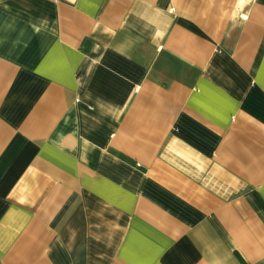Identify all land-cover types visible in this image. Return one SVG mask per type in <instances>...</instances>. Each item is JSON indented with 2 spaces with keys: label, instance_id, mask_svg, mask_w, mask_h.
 Returning a JSON list of instances; mask_svg holds the SVG:
<instances>
[{
  "label": "crops",
  "instance_id": "crops-1",
  "mask_svg": "<svg viewBox=\"0 0 264 264\" xmlns=\"http://www.w3.org/2000/svg\"><path fill=\"white\" fill-rule=\"evenodd\" d=\"M0 264H264V0H0Z\"/></svg>",
  "mask_w": 264,
  "mask_h": 264
}]
</instances>
